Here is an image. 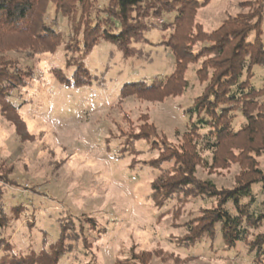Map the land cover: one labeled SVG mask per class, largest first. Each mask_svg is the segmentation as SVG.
Instances as JSON below:
<instances>
[{
    "label": "rangeland",
    "instance_id": "374dc122",
    "mask_svg": "<svg viewBox=\"0 0 264 264\" xmlns=\"http://www.w3.org/2000/svg\"><path fill=\"white\" fill-rule=\"evenodd\" d=\"M256 1L209 0L197 10L195 20L206 32H212L228 17L250 12ZM93 3L90 19L102 21L100 10L108 0ZM174 16L147 21L149 43L136 45V57L125 58L117 45L100 41L83 62L97 81L80 88L63 86L54 74L59 69L72 79L76 65L68 67L67 60L78 64L83 58V27L79 34L73 31L78 16L65 18L49 5L45 21L61 33L64 43L53 54L29 60L26 51L30 49L22 47L19 39L0 38V53L13 50L6 57L20 59L35 74L28 87L11 93L8 102L15 110L0 101V175L7 181V185H0L7 189L6 210L19 208L17 218L0 228V243L6 240L12 253L26 256L41 252L58 240L62 225L70 229L74 225L79 234L83 228L87 242L84 247L83 240H71L72 250L59 264L126 260L133 264H257L245 242L228 248L215 236L186 246L188 226L204 209L213 207L214 200L197 198L179 203L175 199L159 209L151 198V184L159 171L150 163L159 155L158 146L153 149V140L134 138L148 123L157 128L160 141L165 137L170 144L181 143L182 134L190 127L188 111L207 84L197 76L204 59L188 66L189 86L182 95L152 102L135 96L123 98L121 91L126 84L150 86L172 74L175 58L163 45L170 33L160 28ZM254 39L251 35L248 41ZM67 43L69 53L65 51ZM194 45V53L207 46ZM253 74L251 85L264 89V66H255ZM244 123L239 113L234 129L239 130ZM202 156L209 164L207 169L197 168V178L212 180L219 188L235 184L241 171L239 161L215 164L211 152L203 151ZM254 156L264 171V153ZM261 188V184L253 186L257 206L262 200ZM88 217L96 220L97 229H91ZM4 253L2 249L0 257Z\"/></svg>",
    "mask_w": 264,
    "mask_h": 264
},
{
    "label": "trees",
    "instance_id": "16d2710c",
    "mask_svg": "<svg viewBox=\"0 0 264 264\" xmlns=\"http://www.w3.org/2000/svg\"><path fill=\"white\" fill-rule=\"evenodd\" d=\"M208 1L108 0L107 6L100 10L102 21L93 22L90 9L95 0H0V38L19 39L22 47L26 45L30 49L26 51L29 60L38 55L53 54L64 43L61 33L45 21L49 5L53 4L56 12L65 18L76 19L78 16L73 31L79 34L83 27V58L78 64L67 60L68 67L76 65L72 79L59 69L54 70V74L63 86L80 88L92 86L97 81V76L91 74L83 62L100 41L117 45L125 58L136 57V45L149 43L146 38L150 29L147 21L175 14L172 22L160 28L170 33L163 45L172 51L175 58L172 74L150 86L142 82L126 84L121 91L123 98L135 96L152 102L182 95L189 86L186 80L188 66L204 59L197 76L207 84L188 111L190 127L182 134L181 143L170 144L165 137L160 141L157 128L148 123L140 127L134 138L135 141L153 140V149L158 146L159 155L150 163L159 171L151 184V198L159 209L175 199L179 203L197 198L214 200V206L204 209L188 226L186 246L190 247L203 238L220 236L228 248L245 242L255 262L262 264L264 171L258 167L254 155L264 153V89L254 88L251 80L253 68L264 66V0H257L246 14L228 17L220 28L212 32H206L195 20L197 10ZM251 35L255 36L253 42L248 41ZM195 43H206L207 46L194 53ZM12 51L0 53V101L6 108L15 110L8 102L11 93L28 87L35 74L20 59L7 58ZM65 51H71L68 43ZM5 107H2L4 111ZM239 113L245 123L236 131L234 122ZM203 151L212 153L215 164L228 165L234 160L239 161L241 171L231 188H219L212 180L197 178V168L203 166L207 169L209 164L202 156ZM165 164L170 167L164 168ZM0 182L7 185L2 174ZM257 184L262 185V200L258 206V196L253 193V186ZM5 185H0L1 229L8 227L12 218H17L15 215L19 210L18 206L6 210ZM86 221L91 229H97L94 218L88 217ZM80 229L79 234L74 225L71 229L62 225L55 243L26 256L12 253L10 244L2 240L0 251L3 249L5 253L0 257V264H59L72 250L71 240H83L85 247L84 230ZM132 259L136 258L133 256ZM116 264L133 262L126 260Z\"/></svg>",
    "mask_w": 264,
    "mask_h": 264
}]
</instances>
